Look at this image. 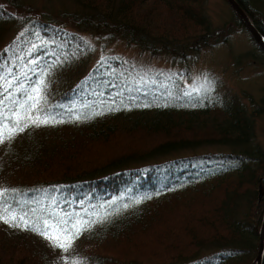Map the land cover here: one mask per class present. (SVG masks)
Listing matches in <instances>:
<instances>
[{"label":"trees","instance_id":"1","mask_svg":"<svg viewBox=\"0 0 264 264\" xmlns=\"http://www.w3.org/2000/svg\"><path fill=\"white\" fill-rule=\"evenodd\" d=\"M53 1L0 0V264H254L261 107L188 94L180 76L136 85L102 52L117 42L179 63L186 77L203 50L235 32L250 39L229 6L231 20L214 27L205 0ZM234 2L264 39V0ZM252 45L246 56L263 66ZM207 147L227 151L195 154ZM44 224L78 235L54 247L38 234Z\"/></svg>","mask_w":264,"mask_h":264},{"label":"rangeland","instance_id":"2","mask_svg":"<svg viewBox=\"0 0 264 264\" xmlns=\"http://www.w3.org/2000/svg\"><path fill=\"white\" fill-rule=\"evenodd\" d=\"M40 1V0H37ZM55 7L71 8L72 4L66 1L54 0ZM204 15L209 19L212 26H220L224 22L231 20V13L224 0H205ZM87 41V45L98 50L99 45L93 40ZM103 54L118 57L124 61V68L130 69L128 74L135 78L136 85H140V79L136 77H149L158 75L166 78L180 76L183 90L188 94L199 91H217L227 96H235L242 104L250 110L254 107H261L259 116L253 121L254 140L261 152L264 153V65L252 62L247 57V53L254 52L252 41L243 32L232 34L226 44L219 47L205 49L199 56L187 63L188 73L182 76V66L163 56L156 58L139 54L133 48H126L117 42H108L102 48ZM146 74V75H145ZM148 79V78H147ZM162 86L166 89L172 87L169 80H161ZM185 88V89H184ZM172 90V89H171ZM251 99L252 103L247 102ZM225 148H202L195 151V154H220L226 153ZM184 155H192L185 152ZM221 158L218 160L220 161Z\"/></svg>","mask_w":264,"mask_h":264},{"label":"water","instance_id":"3","mask_svg":"<svg viewBox=\"0 0 264 264\" xmlns=\"http://www.w3.org/2000/svg\"><path fill=\"white\" fill-rule=\"evenodd\" d=\"M229 8L231 9L234 16L237 18V20L240 22V24L243 26L247 34L249 35L250 39L253 41V43L264 52V39L258 34V32L251 26L249 23L246 15L242 12V10L236 5L234 0H225ZM263 237H264V208H263V218L261 222V226L258 232V245H257V251L256 256L254 258V264H260L261 262V256L263 251Z\"/></svg>","mask_w":264,"mask_h":264},{"label":"snow or ice","instance_id":"4","mask_svg":"<svg viewBox=\"0 0 264 264\" xmlns=\"http://www.w3.org/2000/svg\"><path fill=\"white\" fill-rule=\"evenodd\" d=\"M35 99H39V97H36ZM36 105L34 104L33 107H35ZM27 120L28 121H31L32 123H47L46 120L44 121H41L39 119V117H37L35 120L32 119L31 116L27 117ZM27 126V124H25V127ZM16 131H23V128H18V129H13V134L16 132ZM4 134L0 133V136H3ZM9 139H11V136L8 137ZM0 142H3L2 139H0ZM0 219H2V217H0ZM15 217H13V221H15ZM21 221L24 220L23 217L20 218ZM5 223H8L9 221L8 220H4ZM28 227H31V225H27ZM70 230L68 229H64L63 230V233H60L59 231L57 232V234L55 235H50L49 234V226L47 224H44L43 227L39 230V233L38 234H41L43 235L46 239H49L50 241H57V243L54 244V247H60L61 249H63L65 247V244L60 242L62 239H64L66 237L67 241L69 242V246H70V242L72 240H74V238L76 237V235H78V233L76 232H73L72 235H67V233L69 232Z\"/></svg>","mask_w":264,"mask_h":264},{"label":"bare ground","instance_id":"5","mask_svg":"<svg viewBox=\"0 0 264 264\" xmlns=\"http://www.w3.org/2000/svg\"><path fill=\"white\" fill-rule=\"evenodd\" d=\"M247 17V16H246ZM248 19V18H247ZM248 21H249V19H248ZM249 23H250V21H249ZM251 24V23H250ZM251 26H252V24H251ZM253 27V26H252ZM254 28V27H253Z\"/></svg>","mask_w":264,"mask_h":264}]
</instances>
